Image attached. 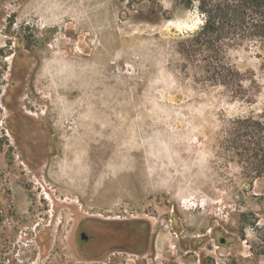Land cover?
<instances>
[{
    "label": "rangeland",
    "instance_id": "rangeland-1",
    "mask_svg": "<svg viewBox=\"0 0 264 264\" xmlns=\"http://www.w3.org/2000/svg\"><path fill=\"white\" fill-rule=\"evenodd\" d=\"M185 1L0 0V264H264V176L224 139L264 55L228 53L252 103L184 75Z\"/></svg>",
    "mask_w": 264,
    "mask_h": 264
},
{
    "label": "trees",
    "instance_id": "trees-1",
    "mask_svg": "<svg viewBox=\"0 0 264 264\" xmlns=\"http://www.w3.org/2000/svg\"><path fill=\"white\" fill-rule=\"evenodd\" d=\"M195 2L203 24L175 45L181 72L225 88L233 100L252 103L245 79L228 53L252 44L264 55V0H186L184 4L189 9ZM224 139L236 163L250 177L264 176V109L232 120Z\"/></svg>",
    "mask_w": 264,
    "mask_h": 264
},
{
    "label": "flooded vegetation",
    "instance_id": "flooded-vegetation-1",
    "mask_svg": "<svg viewBox=\"0 0 264 264\" xmlns=\"http://www.w3.org/2000/svg\"><path fill=\"white\" fill-rule=\"evenodd\" d=\"M13 134L15 135L16 133H13ZM30 135H31V133H30ZM16 136H17V134H16ZM50 136L51 135L48 134V137H50ZM46 140H49V138L46 139ZM51 153H52V147L50 145H48L41 158L27 159L26 162L29 164V166L32 169H34L36 164L44 165L46 158ZM125 226H127V228H124V231H126L128 233L129 237L138 238V237L141 236V238L145 239V234L141 235L140 232L138 231V229L140 230L141 227L137 223H131V224H128V225L125 224ZM146 237H147V235H146ZM144 239H140L139 241L135 240L134 244L131 243V242L130 243H126L125 242V243L119 244L114 249H116L117 251H120V252H128V251H130V252H134V253H136V252L140 253V252L145 251L146 248H147V244H146Z\"/></svg>",
    "mask_w": 264,
    "mask_h": 264
},
{
    "label": "water",
    "instance_id": "water-1",
    "mask_svg": "<svg viewBox=\"0 0 264 264\" xmlns=\"http://www.w3.org/2000/svg\"><path fill=\"white\" fill-rule=\"evenodd\" d=\"M81 239H82V240H87L88 237H87L85 234H82V235H81ZM222 242H224V241H222Z\"/></svg>",
    "mask_w": 264,
    "mask_h": 264
},
{
    "label": "clouds",
    "instance_id": "clouds-1",
    "mask_svg": "<svg viewBox=\"0 0 264 264\" xmlns=\"http://www.w3.org/2000/svg\"><path fill=\"white\" fill-rule=\"evenodd\" d=\"M193 27H195V26H193Z\"/></svg>",
    "mask_w": 264,
    "mask_h": 264
}]
</instances>
